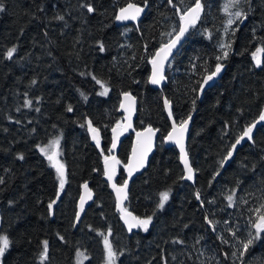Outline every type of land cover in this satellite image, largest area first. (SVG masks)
Masks as SVG:
<instances>
[{
    "label": "trees",
    "instance_id": "trees-1",
    "mask_svg": "<svg viewBox=\"0 0 264 264\" xmlns=\"http://www.w3.org/2000/svg\"><path fill=\"white\" fill-rule=\"evenodd\" d=\"M129 1L148 2V9L138 25H119L116 14ZM0 2V235L10 241L1 264H76L79 249L88 253L83 264H105L104 236L118 264H243L264 233L257 236L253 227L257 210L264 214V121L259 120L264 63L256 65L252 56L264 47V0H240L236 9L246 16H234L231 25L223 10L228 0H200L199 19L168 62L163 89L149 83L151 61L195 0ZM89 4L93 12L85 7ZM218 63L221 72L204 84ZM104 87L107 95H101ZM126 91L138 98L136 128L160 130L124 204L142 219L152 217L147 231L126 228L104 174V156L113 153L112 128L124 119L120 104ZM164 97L173 103L179 123L195 112L188 140L195 183L185 179L176 146L164 140L171 128ZM89 120L101 133L99 145ZM253 123L252 139L241 141L225 161ZM60 134L63 190L55 167L40 151ZM133 139L128 133L117 151L120 185ZM84 183L94 197L77 223ZM164 191L170 196L161 209ZM45 240L48 257L42 261Z\"/></svg>",
    "mask_w": 264,
    "mask_h": 264
},
{
    "label": "snow or ice",
    "instance_id": "snow-or-ice-1",
    "mask_svg": "<svg viewBox=\"0 0 264 264\" xmlns=\"http://www.w3.org/2000/svg\"><path fill=\"white\" fill-rule=\"evenodd\" d=\"M240 3V0H228V3L224 5V11L226 13L229 12V9L232 7H235ZM88 12H93L94 8L89 4L85 5ZM202 5L200 3V0H195V6L188 9L187 12L181 17V19L184 21V25L179 29L178 34L176 35L175 39L171 40L168 44L163 45L154 55L151 63H152V76H151V83L153 84H159L165 77L163 75V69H164V63L168 60L169 55L172 53V49L176 47L177 43L180 41V38L184 35V33L187 31L189 26H192L196 23V21L199 19L200 12L202 11ZM3 10V3L0 2V11ZM144 11V8L129 3L127 7L120 9V14L116 16V19L119 21L123 20H136L137 17ZM230 15H234L237 19H240L242 17H245L246 14L241 11H236L235 13H230ZM59 19H63V17H59ZM234 21L232 19L228 20V24H233ZM224 47V46H222ZM230 47V45H229ZM101 50H103V45L101 44ZM16 52V48L13 47L12 49L8 50L7 55L9 58L13 56V54ZM262 54H264V47L257 48L255 52L252 53V56L255 60L256 65H260L261 63H264L262 61ZM228 52L225 51L223 53V57H227ZM219 59V58H218ZM223 65L217 64L215 67V70L208 75L205 80L203 81L204 84H207L208 81L212 80L213 77H215L217 74L220 73L222 70ZM95 79V78H94ZM97 83H102L101 81L97 80ZM202 90V89H201ZM109 89L107 87H104L103 92L101 95H107ZM83 95V93H82ZM124 99L126 103H122L120 106L121 108H124L125 111L129 113L128 115V122L127 124H123L122 122L118 121L116 124V127L112 129V132L114 134L112 146L109 151L114 149L116 147V142L119 139V135H121L124 131H127L129 128L132 127L131 125V112L135 110V97H133L130 93L125 92ZM86 99V97H85ZM31 101H28V106L31 105ZM193 104H195V101H193ZM165 105L169 107V115L171 116V108H170V102L165 100ZM38 110V109H37ZM68 111H72V107H68ZM191 120V116L185 120H181L179 125L176 124L175 120H173L172 124V131L168 134L167 139L174 140L177 144L180 146V152H181V159L184 162V166L187 170V179L191 180L193 179L194 170L191 168L188 162V156L184 148V134L187 131V126L189 121ZM260 121H264V113H261L259 117ZM88 130L92 133V139L96 141L97 145L100 144V138H99V129L92 126V122L89 120L88 122ZM256 124L253 123L252 125L248 126L245 131L236 139L235 143L231 145L230 150L227 153V156L225 158V161L227 159H230L233 155V152L235 151L237 145L241 143L245 138L248 140L252 139V131L253 128H255ZM120 129L118 132L117 130ZM157 130L151 128L150 126L146 128L143 132H137V138H138V147H134L132 149V158L129 160V163L124 165V167L128 170L129 177L131 176L132 172L135 171L137 168H141L144 166V163L147 158V153L151 151L152 147V137L155 135V132ZM59 140H53L50 145L47 147H41L40 151L44 153L45 156H47L48 160L52 162L53 167H55L58 179H59V187L61 190H63L64 185L66 183V171L65 166L63 163H61L58 159V152L53 151L51 154H49V149H51L53 146L58 147ZM21 159H23V156H20ZM225 161H221V166L225 163ZM121 163L119 159H117L113 155H106L104 156V174L107 176L108 180H113L116 174L117 166ZM2 182V181H0ZM112 187L116 190L117 200L120 205V211L124 214L125 222L128 224V230L131 231L132 228H143L145 231L148 230V226L151 223L152 217L149 216L145 219H141L139 217H135L132 215V213L128 212L127 209L123 208V201L127 199V187L128 182L125 180L122 185L118 186L117 184L113 183ZM85 190L88 192L87 197L81 196L80 198V210L83 211L84 204L86 203L87 199H91V190L88 189L87 184L84 185ZM160 202L158 207L163 208L166 201L169 199V192L164 191L160 194ZM199 192L196 193L197 198H199ZM229 202L233 200V196H228L227 198ZM52 203H55L53 201ZM52 203L48 205L49 209L52 208ZM264 208V205L261 206ZM259 209L257 210L258 216L257 220L253 223V227L257 230V236L261 232H264V214H259ZM79 219V214H77V220ZM209 224H212L213 222L211 220L208 221ZM103 235V233L101 234ZM110 235V230H109ZM256 237H253L248 240L246 244H244V251L246 252L249 245L253 243V239ZM62 239V237H61ZM43 243V251L40 254V259L43 261L47 259L48 257V241L45 240ZM10 245L9 238L6 235H0V257H3L6 249H8ZM104 245L107 250V256H108V264H115V257L116 253L113 251L112 245L108 239V236H104ZM78 255L82 256L83 253H78Z\"/></svg>",
    "mask_w": 264,
    "mask_h": 264
},
{
    "label": "water",
    "instance_id": "water-1",
    "mask_svg": "<svg viewBox=\"0 0 264 264\" xmlns=\"http://www.w3.org/2000/svg\"><path fill=\"white\" fill-rule=\"evenodd\" d=\"M129 3L136 4V5H138V6L142 7V8H144V11H143V12L137 17L136 20H123V21H119V20H117L116 17H115V21H116L117 24L121 25V24L134 23L135 25H138L139 22H140V20L143 18V16L145 15V13H146V11H147V9H148V2H145L144 4H142V3L135 2V1H129V2H127V3L124 4L121 8H125V7H127V5H128ZM194 6H195V4L191 5L188 9H190V8H192V7H194ZM121 8H120V9H121ZM120 9L118 10L116 16L120 14ZM188 9H187V10H188ZM187 10H186V12H187ZM186 12H185V13H186ZM183 25H184V21L182 20L179 29H180ZM190 27H191V26L188 27L187 31H186V32L184 33V35L180 38V41L177 43L176 47L172 49V53H171V55H169L168 60L164 63L163 75H164L165 78H164L159 84H153V83H151L152 67H153L152 64H151V73H150V77H149V83H150V85H152L153 87L158 88V89H163L165 83L167 82V76H166L167 64H168V62L170 61V59L174 56V54L176 53V51L178 50V48H179V47L182 45V43L184 42V40H185V38H186V34H187L188 30L190 29ZM179 29H178V31H177V32H176V33H175V34H174L169 40H167L166 43H164L163 45L168 44L171 40L175 39L176 35H177L178 32H179ZM163 45H162V46H163ZM162 46H161V47H162ZM161 47H160V48H161ZM160 48H159V49H160ZM159 49H157V51H158ZM157 51H156V52H157ZM156 52H155V53H156ZM154 55H155V54H154ZM220 72H221V71H220ZM217 75H218V74H217ZM217 75H216L215 77H213L212 80L208 81V83L212 82V81L217 77ZM126 92H127V93H130L133 97L136 98V99H135V110L131 112V125H132V127L129 128L127 131H124L121 135H119V139H118L117 142H116V147H115L114 149H112L113 153H112L111 155L115 156V157L118 159L117 151H118V149H119V146H120L121 142L123 141L124 137H125L128 133H133V134H134V139H133V143H132V148H131L130 155H129V157H128V159H127V162H126V164H128V163H129V160L132 158V149H133L134 147H138V138H137L136 133H137V132H143L146 128H148V127L150 126L151 128L156 129L157 131L155 132V135L152 137V147H151V151H149V152L147 153V158H146V161H145L144 166H143V167H145L146 165H148V163H149V161H150V158H151V156H152V154H153V152H154V150H155V147H156V145H157V143H158V136H159L160 130H159L158 127H155L154 125H147V126L142 127V128H136V126H135V118H136V113H137V108H138V98H137V96H136L134 93L129 92V91H126ZM124 93H125V92H124ZM124 93H123V94H124ZM123 94H122L121 104H122V103H126ZM165 100H167V101L170 102L171 116L169 115V107L165 105ZM121 104H120V105H121ZM164 106H165V110H166V112H167V115H168V117H169V120H170V122H171V128H170V130L167 132V134L165 135L164 140H165V142L167 143V145H174V146H176V148L178 149V151H179V156H180V162H181V165H182V167H183V169H184V176H185V179H187V170H186V168H185V166H184V162H183V160L181 159L180 146H179V144H177L174 140H169V139H167L168 134L172 131L173 120H175V122H176L177 125H179V122H177V120L175 119L174 114H173V103H172L167 97H164ZM120 111L123 112V114H124V119H123L122 123H123V124H127L129 113H128L127 111H125L124 108H121V106H120ZM190 116H191V120L189 121L188 126H187V131H186V133L184 134V148H185V151H186L187 156H188V162H189V165H190L191 168L194 170L193 179H191V180L187 179V180H189L191 183H195V182H196V171H195V168H194V166H193V164H192L191 157H190V155H189V151H188V140H189L190 130H191V126H192L193 118H194V116H195V112H192V113L190 114ZM188 117H189V116H188ZM188 117H187V118H188ZM187 118H186V119H187ZM114 127H116V125H115ZM114 127H113V128H114ZM113 128H112V129H113ZM117 131L119 132L120 129H118ZM91 135H92V133H91ZM113 136H114V134H113V132H112V141H113ZM99 138H101V133H100V131H99ZM111 146H112V142H111L110 148H111ZM118 167H119V165L117 166L116 174H115L114 179L111 180V181L108 180V181L110 182L111 186H112L113 183H115V184H117L118 186H120V184H118V183L116 182V180H115L116 177H117V174H118ZM143 167H141V168H137L135 171H133L130 177H129V174H128V170L124 167V171H125V173H126V175H127L126 180H127V182H128L127 196H128L129 185H130L132 179H133L138 173H140V172L142 171ZM106 177H107V176H106ZM107 179H108V178H107ZM85 184H87L88 189L91 190V196H92V198L86 200V203L84 204V207H83V211H81V210H80V198H81V196L87 197V195H88V192H87V191L85 190V188H84V185H85ZM112 188H113V187H112ZM113 190H114V193H115V196H116V200H117L116 190H115L114 188H113ZM93 197H94V191H93V189L90 187L89 183H84V184L81 186V193H80V196H79V199H78L77 214H79V219L77 220V217H76V222H77V223H78V222L80 221V219L82 218L85 209H86L87 206L90 204V202L92 201ZM125 201H126V200L123 201V208H125V205H124V204H125ZM117 209H118L119 213L121 214V218H122L123 223L125 224L126 228L128 229V224L125 222L124 214L120 211V205H119V203H118V200H117ZM125 209H126V208H125ZM127 211L130 212V213H132L133 216L138 217L137 215H135V214H134L133 212H131L130 210L127 209ZM139 218H140V217H139ZM141 219H142V218H141ZM135 229H137V227L132 228L131 231H133V230H135Z\"/></svg>",
    "mask_w": 264,
    "mask_h": 264
},
{
    "label": "rangeland",
    "instance_id": "rangeland-1",
    "mask_svg": "<svg viewBox=\"0 0 264 264\" xmlns=\"http://www.w3.org/2000/svg\"><path fill=\"white\" fill-rule=\"evenodd\" d=\"M236 11H239L238 9H236V6L235 7H232L229 9V16H230V19H234V15H230V13H235ZM104 90V89H103ZM102 90V92H103ZM59 140V145L58 147L56 146H53L51 149H49V154H51L53 151L55 152H58V156H57V159L63 163L64 165V162H63V159H62V156H63V150H62V147H61V142H62V135H57L56 137L50 139L45 145H43L42 147H47L48 145H50V143L53 141V140ZM41 148V146H40ZM112 152V151H111ZM44 154V153H43ZM111 153H109L110 155ZM47 157V156H46ZM48 159V158H47ZM50 162V161H49ZM50 164H52V162H50ZM53 166V165H52ZM169 192V191H168ZM169 196H170V193H169ZM167 202V201H166ZM165 202V203H166ZM165 205V204H164ZM2 235H6L4 233H2ZM7 236V235H6ZM261 238H260V241L252 246L246 253V257H245V260L243 262V264H264V233H262L261 235ZM8 237V236H7ZM112 245V244H111ZM113 248V246H112ZM7 250V249H6ZM113 251L116 253V251L114 250L113 248ZM78 253H83L82 256L78 255ZM106 263L105 264H108V256H107V250H106ZM2 258L3 257H0V264L2 262ZM88 258V253H86V251L82 250V249H79L77 252H76V264H83ZM115 264H118V255H116L115 257Z\"/></svg>",
    "mask_w": 264,
    "mask_h": 264
},
{
    "label": "flooded vegetation",
    "instance_id": "flooded-vegetation-1",
    "mask_svg": "<svg viewBox=\"0 0 264 264\" xmlns=\"http://www.w3.org/2000/svg\"><path fill=\"white\" fill-rule=\"evenodd\" d=\"M101 139V138H100ZM126 165V164H125Z\"/></svg>",
    "mask_w": 264,
    "mask_h": 264
}]
</instances>
